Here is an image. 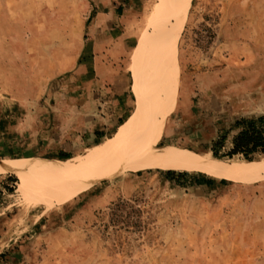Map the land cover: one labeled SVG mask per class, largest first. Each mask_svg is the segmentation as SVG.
I'll return each mask as SVG.
<instances>
[{
	"label": "rangeland",
	"instance_id": "374dc122",
	"mask_svg": "<svg viewBox=\"0 0 264 264\" xmlns=\"http://www.w3.org/2000/svg\"><path fill=\"white\" fill-rule=\"evenodd\" d=\"M94 1L0 0V162L58 157L39 132L54 122L51 105L74 73ZM155 1L133 0L123 15L120 63L130 84ZM177 57L180 81L161 143L213 156L214 139L235 120L228 107L219 109L214 91L233 80L235 68L264 82V0H192ZM118 129L83 143L72 160ZM224 160L249 165L264 155ZM166 171L128 170L61 203L36 202L21 177L0 175V264H264V179L220 182L196 171L177 182Z\"/></svg>",
	"mask_w": 264,
	"mask_h": 264
},
{
	"label": "bare ground",
	"instance_id": "6f19581e",
	"mask_svg": "<svg viewBox=\"0 0 264 264\" xmlns=\"http://www.w3.org/2000/svg\"><path fill=\"white\" fill-rule=\"evenodd\" d=\"M192 0H156L130 65L136 106L99 149L82 161L21 157L0 162V175L24 180L36 202L61 203L105 179L122 173L162 169L201 171L231 181L264 179V160L249 165L203 151L162 144L172 98L180 81L177 46Z\"/></svg>",
	"mask_w": 264,
	"mask_h": 264
},
{
	"label": "crops",
	"instance_id": "0c3cea01",
	"mask_svg": "<svg viewBox=\"0 0 264 264\" xmlns=\"http://www.w3.org/2000/svg\"><path fill=\"white\" fill-rule=\"evenodd\" d=\"M132 1H94V11L85 22L86 35L76 53L74 73L51 105L54 122L49 130L39 132L40 136L48 134L45 148L71 153L83 143L106 136L111 127H120L132 114L135 95L127 70L120 63L127 46L123 15ZM235 69L233 80L214 91L219 109L228 107L235 119L264 115V82L243 77L241 68Z\"/></svg>",
	"mask_w": 264,
	"mask_h": 264
},
{
	"label": "trees",
	"instance_id": "16d2710c",
	"mask_svg": "<svg viewBox=\"0 0 264 264\" xmlns=\"http://www.w3.org/2000/svg\"><path fill=\"white\" fill-rule=\"evenodd\" d=\"M232 130H235L236 132L231 138L230 147L227 148L226 143ZM232 130L225 131L221 133L216 139H214L210 149L214 157L220 159L222 158L224 160V158L232 159L238 156L244 159L245 161H254L264 155V115L250 117L242 116L236 118L234 120ZM71 156L72 155L70 153L60 152L57 158L72 159ZM193 175L195 174L191 173L190 171L183 170H167L165 172V176L169 180L177 182H180L182 178L190 177ZM207 175L214 177L210 174ZM10 178L15 177L10 176ZM226 180L227 179L221 178L220 182H225ZM199 182L200 181L196 180V183ZM204 183L207 185H213L215 183V179L206 177L204 179ZM4 254V251H2L1 255L3 256Z\"/></svg>",
	"mask_w": 264,
	"mask_h": 264
}]
</instances>
